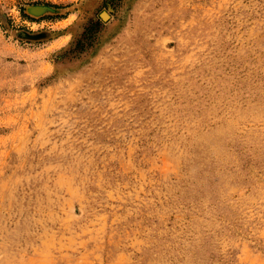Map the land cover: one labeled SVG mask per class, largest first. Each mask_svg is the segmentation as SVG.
Masks as SVG:
<instances>
[{
    "label": "rangeland",
    "instance_id": "obj_1",
    "mask_svg": "<svg viewBox=\"0 0 264 264\" xmlns=\"http://www.w3.org/2000/svg\"><path fill=\"white\" fill-rule=\"evenodd\" d=\"M0 264H264V0H0Z\"/></svg>",
    "mask_w": 264,
    "mask_h": 264
}]
</instances>
